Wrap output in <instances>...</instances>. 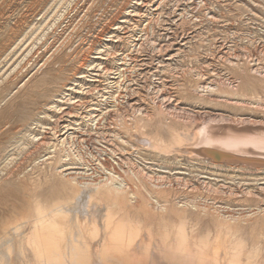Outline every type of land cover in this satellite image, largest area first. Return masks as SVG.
I'll return each instance as SVG.
<instances>
[{
  "label": "rangeland",
  "instance_id": "rangeland-1",
  "mask_svg": "<svg viewBox=\"0 0 264 264\" xmlns=\"http://www.w3.org/2000/svg\"><path fill=\"white\" fill-rule=\"evenodd\" d=\"M20 35L28 39L26 52L42 49L15 82L0 76V232L32 207L25 181L38 178L40 200L52 204L62 195L57 171L91 172L77 151L85 159L116 153L126 168L143 169L156 182L161 176L166 183L182 178L191 186L187 190L177 182L164 188L166 198L158 194L173 206L196 200L202 209L264 207L263 159L246 161L219 151L198 158L187 146L206 125L264 127V0H0V63ZM208 86L212 89L204 90ZM29 133L38 134L39 142L30 144ZM140 133L165 146L141 144ZM80 134L91 143L73 146ZM58 138L65 139L66 152ZM129 180L138 193L139 184L148 186L146 179ZM209 213L205 218L201 210L167 213L161 224L182 220L188 234L219 237L226 250L243 238V262L264 264V215L230 230ZM176 227L170 226L172 235ZM153 246L148 249L154 255ZM98 261L103 260L87 263ZM127 263L137 264L130 258Z\"/></svg>",
  "mask_w": 264,
  "mask_h": 264
},
{
  "label": "bare ground",
  "instance_id": "bare-ground-1",
  "mask_svg": "<svg viewBox=\"0 0 264 264\" xmlns=\"http://www.w3.org/2000/svg\"><path fill=\"white\" fill-rule=\"evenodd\" d=\"M44 26L42 30L46 27ZM31 32L34 31L31 30ZM20 37L22 36L20 35L13 42L11 41L12 43L10 42V46L7 47L6 51L4 50L7 55L4 56L5 59L0 63L1 79L8 84L15 82L28 70V67L36 61L42 49L40 45H37L26 52L24 45H26L25 43L28 39H20ZM42 43L43 41L40 44ZM209 88L211 87H205L204 90L208 91ZM224 118L223 116L220 119L224 121L225 119L229 121L236 120ZM102 120L99 119L98 121L102 122ZM208 120L210 121L211 119L208 118ZM241 120L245 119L241 118ZM190 134L192 133L190 132ZM38 136V134L29 133L28 141L30 144L39 142ZM187 138L189 137L187 136ZM190 138L191 141L188 139L190 142L187 145L190 150L188 152H193L198 158L219 151L248 158L246 161L264 160V127L261 126L234 129L231 127L221 128L206 125L193 136H190ZM75 139L77 142L74 140L73 146L81 144L82 141L91 143L90 139L83 138L81 134L77 135ZM138 139H140L141 144L146 145L148 143L153 148L163 149L165 146V144L158 143V141L151 139L150 136H145V134L140 133ZM58 140L57 146L61 148V152H66L65 139L60 140L58 138ZM195 142L197 143L194 144ZM40 144H45V141ZM76 153L80 160L83 159L82 162L85 166L88 164L87 162H90L88 166L91 172L86 170H83L85 171L84 173L57 171L61 175V179L59 184H56V187L62 195L61 198H58L52 204H46L40 200L43 184L38 178L30 183L24 182V188L29 191L28 196L31 197L29 202H31L32 207L30 206L31 209L28 207L27 211L21 212L20 216L12 217L13 219H9L2 227L0 232V264H88L87 262L89 261L91 263L100 259L103 260L102 262L98 261L100 264L106 261L124 264V261L128 258L137 264H148L150 258L153 259V264H245L242 260L243 249L246 246L243 238L237 237L234 243L235 247L226 250L225 245L222 247L219 237L217 240L212 241L209 238L210 235L199 238L194 232L188 234L186 232L188 226L182 220L178 223L179 225H171L167 222L163 225L161 221L164 220L165 217L163 216L167 213H177L179 215L188 210H201V215L205 218L212 211L217 214V218L220 221L218 223L221 226L230 227L231 230L241 220L264 215L263 205H260L257 210L254 208L256 211L252 210V208L251 210H235L234 208L221 209V207L217 208V206L213 207V209L209 205H205L202 209L199 201L196 200L183 204L178 203L177 206H173L169 200L160 201L158 194H164L163 196L166 198L168 192L166 191L165 193L164 188L170 187L173 189L172 187L177 182L184 191L187 190L191 186L187 182L182 183V178H176L173 181L174 183H171L170 180L169 183H166L165 179L167 176L160 175L161 177L158 176L160 181L156 182L154 180L158 178L154 179L148 176V171L146 173L143 169L134 166L126 168L122 159L116 157V153L108 154L110 158L107 157V154L106 156L93 154L91 157H86L88 161L78 151ZM37 161L39 162V160ZM66 170H71V168L69 167ZM159 173L156 175H159ZM40 176L38 177L40 178ZM129 177L137 181V183H141L143 179H146L149 187L138 183L139 188L141 187L140 189H142V192L138 193L135 191L133 184L130 183ZM206 183L200 181L199 184L206 187ZM247 194L250 195L253 192H247ZM132 213H136L137 216H132ZM140 213H144V218L140 216ZM153 220L157 221L155 225ZM170 226L174 228L177 226L179 232L176 230L174 235H172L171 232L173 231L170 232ZM191 228L193 231L194 227L192 225ZM171 236H175L173 237L174 240H171ZM152 245L156 246L154 255L150 252V247L148 249V246ZM141 247H145L146 256H143V251H140ZM220 253L222 255H219ZM156 255H161V257ZM168 256L171 258H166ZM145 257H147V260L144 259ZM154 257L157 258L154 259ZM173 258L174 260H171ZM250 263L253 262L249 261L248 264Z\"/></svg>",
  "mask_w": 264,
  "mask_h": 264
},
{
  "label": "water",
  "instance_id": "water-1",
  "mask_svg": "<svg viewBox=\"0 0 264 264\" xmlns=\"http://www.w3.org/2000/svg\"><path fill=\"white\" fill-rule=\"evenodd\" d=\"M212 156H214V155H212ZM217 157V156H216ZM215 158V157H214ZM216 160H219V161H224V160H221V159H219V158H215Z\"/></svg>",
  "mask_w": 264,
  "mask_h": 264
}]
</instances>
